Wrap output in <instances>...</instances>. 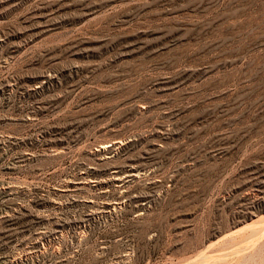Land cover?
I'll use <instances>...</instances> for the list:
<instances>
[{"label":"rangeland","instance_id":"obj_1","mask_svg":"<svg viewBox=\"0 0 264 264\" xmlns=\"http://www.w3.org/2000/svg\"><path fill=\"white\" fill-rule=\"evenodd\" d=\"M0 264H264V0H0Z\"/></svg>","mask_w":264,"mask_h":264},{"label":"bare ground","instance_id":"obj_2","mask_svg":"<svg viewBox=\"0 0 264 264\" xmlns=\"http://www.w3.org/2000/svg\"><path fill=\"white\" fill-rule=\"evenodd\" d=\"M114 145H116V143H114V144H112V145H101L100 146V148L99 149H97L98 151H104V150H106L107 148H109V147H112V146H114ZM111 149V148H110ZM112 150V149H111ZM110 151V150H109ZM136 169H130L129 171H123V172H121V170H114V171H112V179L114 180V181H120V182H123V181H125V179H127V178H129L130 176H132V175H134L135 176V174L134 173H136ZM131 178V177H130ZM98 208L100 209V211H102V212H105L106 210H107V206L106 205H99L98 206ZM97 208V209H98ZM93 211V210H92Z\"/></svg>","mask_w":264,"mask_h":264}]
</instances>
